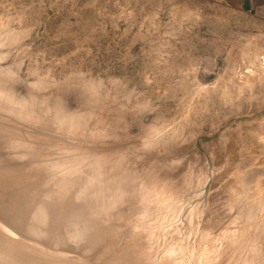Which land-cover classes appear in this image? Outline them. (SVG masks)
<instances>
[{"label": "rangeland", "instance_id": "rangeland-1", "mask_svg": "<svg viewBox=\"0 0 264 264\" xmlns=\"http://www.w3.org/2000/svg\"><path fill=\"white\" fill-rule=\"evenodd\" d=\"M263 56L216 0H0V264H264Z\"/></svg>", "mask_w": 264, "mask_h": 264}, {"label": "bare ground", "instance_id": "bare-ground-1", "mask_svg": "<svg viewBox=\"0 0 264 264\" xmlns=\"http://www.w3.org/2000/svg\"><path fill=\"white\" fill-rule=\"evenodd\" d=\"M262 56V55H261ZM264 57V56H263ZM262 57V58H263ZM262 58H260V59H262ZM261 61V60H260ZM262 62H264L263 60H262ZM239 64V63H238ZM261 64H263V63H261ZM237 65V64H236ZM237 68V67H236ZM244 68H246V67H244ZM243 68V69H244ZM239 69H241V68H239ZM242 70V69H241ZM249 70V69H248ZM240 72V71H239ZM252 73V72H251ZM241 75V74H240ZM245 76V75H244ZM241 77H242V75H241ZM246 78V77H245ZM243 80V79H242ZM241 80V81H242ZM1 92H0V100H1V98H2V96H1ZM1 103V102H0ZM3 104V103H2ZM26 111V110H25ZM27 112V111H26ZM25 112V113H26ZM24 113V114H25ZM24 114H22V115H24ZM22 115H20V116H22ZM80 177H81V174H78L76 177H74V178H72V179H70V180H68V185H76V186H78L79 188H80V190H79V195H78V198H76V200H78V201H80L81 199L82 200H84L85 199V197H82V195L81 194H83L85 191H86V187H82L83 185H85V182L87 181V180H84V179H80ZM66 183V184H67ZM46 196H47V199H46V203H43V202H40L39 203V205H38V207H37V210H36V213L33 215V218H35L36 219V221L38 222L39 221V225H41V226H39V229L38 230H40V231H44V230H47V229H49L50 228V225H51V223L55 220V219H57L58 218V211H59V206H58V204L60 203V198L59 199H57V198H55V196L53 195V192H51V193H47L46 194ZM93 199V198H92ZM55 218V219H54ZM37 230V231H38ZM188 231H189V229H187Z\"/></svg>", "mask_w": 264, "mask_h": 264}, {"label": "crops", "instance_id": "crops-1", "mask_svg": "<svg viewBox=\"0 0 264 264\" xmlns=\"http://www.w3.org/2000/svg\"><path fill=\"white\" fill-rule=\"evenodd\" d=\"M227 8L264 23V0H216Z\"/></svg>", "mask_w": 264, "mask_h": 264}]
</instances>
